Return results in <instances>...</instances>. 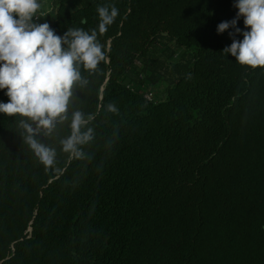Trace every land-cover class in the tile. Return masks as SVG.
Segmentation results:
<instances>
[{"label":"trees","instance_id":"1","mask_svg":"<svg viewBox=\"0 0 264 264\" xmlns=\"http://www.w3.org/2000/svg\"><path fill=\"white\" fill-rule=\"evenodd\" d=\"M52 1L60 36L98 31V6L119 14L68 119L36 137L52 167L0 113V264H264V67L222 53L243 17L217 32L236 0ZM75 111L93 130L80 158L60 143Z\"/></svg>","mask_w":264,"mask_h":264},{"label":"clouds","instance_id":"2","mask_svg":"<svg viewBox=\"0 0 264 264\" xmlns=\"http://www.w3.org/2000/svg\"><path fill=\"white\" fill-rule=\"evenodd\" d=\"M238 9L231 21L218 24V34L237 27L244 18L243 39L233 38L222 53L231 54L236 62L250 67H264V0H236ZM41 8L38 0H0V89H6L7 103L0 102V113L20 117L24 140L35 157L46 169L54 164L56 151L36 137L43 132L51 135L58 122L68 119L69 101L74 86H86L89 75L99 71L98 65L106 60L98 33L103 34L119 14L115 5L98 6V31L68 28L63 36L57 35L48 23H36ZM86 21H81L84 23ZM234 36V33H229ZM109 110H115L109 105ZM80 111L72 113L71 134L61 140L62 151L80 158L81 145L93 139V130Z\"/></svg>","mask_w":264,"mask_h":264},{"label":"built area","instance_id":"3","mask_svg":"<svg viewBox=\"0 0 264 264\" xmlns=\"http://www.w3.org/2000/svg\"><path fill=\"white\" fill-rule=\"evenodd\" d=\"M48 0H40L39 3L41 4V8L37 12L38 18H34V21L36 23L43 24L46 22V20L49 17V14L55 10V5L51 3V5L48 6H43V3L47 2ZM141 78L144 77V74L142 73L140 75ZM144 95L147 99L150 100H157V94L154 90L152 89H147L144 91Z\"/></svg>","mask_w":264,"mask_h":264},{"label":"rangeland","instance_id":"4","mask_svg":"<svg viewBox=\"0 0 264 264\" xmlns=\"http://www.w3.org/2000/svg\"><path fill=\"white\" fill-rule=\"evenodd\" d=\"M51 3H53V1L52 0H48L47 2H45V3H43V6H48V5H51ZM170 48L171 49H173L174 51H179V49L177 48V46H176V44L174 43V42H172V43H170ZM162 52V51H161ZM140 70V69H139ZM142 72H143V74H144V77L143 78H146V77H148V75L150 74L149 73V71L147 70V69H142ZM151 87H153V86H151ZM154 88V87H153ZM159 96L161 95V93L162 92H160V91H156V90H154Z\"/></svg>","mask_w":264,"mask_h":264},{"label":"crops","instance_id":"5","mask_svg":"<svg viewBox=\"0 0 264 264\" xmlns=\"http://www.w3.org/2000/svg\"><path fill=\"white\" fill-rule=\"evenodd\" d=\"M178 48V47H177ZM179 49V51H177L178 53L180 52V48H178ZM154 89L157 91H160V92H163L164 91V85H163V83H161V82H159V83H156L155 85H154Z\"/></svg>","mask_w":264,"mask_h":264}]
</instances>
